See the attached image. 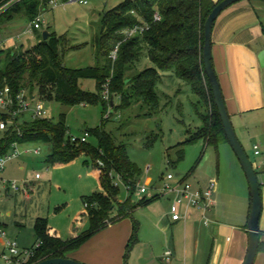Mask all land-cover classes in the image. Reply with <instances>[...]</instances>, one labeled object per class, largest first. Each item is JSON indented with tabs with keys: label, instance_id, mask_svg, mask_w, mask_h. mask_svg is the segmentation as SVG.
I'll return each instance as SVG.
<instances>
[{
	"label": "trees",
	"instance_id": "trees-1",
	"mask_svg": "<svg viewBox=\"0 0 264 264\" xmlns=\"http://www.w3.org/2000/svg\"><path fill=\"white\" fill-rule=\"evenodd\" d=\"M8 1L0 0V7ZM48 1L18 0L5 11H1L0 18L3 16L5 20H10L23 12L32 20ZM219 1L221 0H124L106 11L103 17L99 43L105 62L100 65L80 68L63 66L61 57L65 53L63 47L66 40L63 35L58 36L55 33H50L47 39L41 36V41L26 50L0 48V90L5 86L10 88L15 106L17 95L25 89L28 95L38 98L46 93L47 98H52L54 92L55 99L66 105L101 102L104 112L109 106H113L111 98L118 94V107L124 108L134 101H142L148 110L156 111L160 104V96L156 91L161 79L159 70L171 71L190 85L192 92L198 97L195 105H203L206 112H199L201 126L194 132L188 128L189 136L183 142V147L176 150V160L170 163L176 166L183 160L184 145L199 138L205 140L206 146L212 145L218 149L220 143L228 140L204 71L202 52L204 23ZM156 11L161 14L159 20L154 18ZM136 24L147 25V28L140 34L124 39V31ZM119 42L117 57L113 60L110 53ZM143 50H146L152 66L132 71ZM82 78L95 79L97 92H88L79 87L78 82ZM107 82L109 99L103 97ZM35 89H38L37 93L34 92ZM0 118L8 121L12 115L2 111ZM103 124L87 130L89 135L93 133L97 137L96 146L88 141H71L70 135H67L64 115L57 121L48 117L31 116L20 120L18 115L13 117V123H8L5 129L0 130V157L10 151L14 142H51L52 152L46 160L56 165L71 162L81 154L88 153L103 188L102 191L83 197L84 203H87L90 225L76 237L63 239L51 235L47 218L38 217L34 230L36 240H41L42 244L27 264H35L51 257H68L70 252L77 250L95 232L128 216L135 207L158 197L145 195L138 202H132L131 194L136 189L140 169L130 159L124 145L117 144ZM98 160L103 165H99ZM195 167H192L190 173ZM111 172L120 176L122 182L130 187L129 196L124 201L116 200L119 187L114 185ZM2 227L0 222V229ZM258 250H264V242L260 241Z\"/></svg>",
	"mask_w": 264,
	"mask_h": 264
},
{
	"label": "crops",
	"instance_id": "crops-1",
	"mask_svg": "<svg viewBox=\"0 0 264 264\" xmlns=\"http://www.w3.org/2000/svg\"><path fill=\"white\" fill-rule=\"evenodd\" d=\"M41 9L44 10L45 6ZM21 13L23 14V12ZM12 19L6 20V22L9 23ZM6 22L4 23L6 24ZM32 30L38 31V29ZM21 31L23 32V28L17 30L16 33L19 35ZM46 31L48 35L51 33ZM37 36L38 42L41 41V36L38 34ZM211 39L213 66L220 81L228 113L235 130L240 132L244 141H248L246 129L252 122H248L244 116L247 113L264 109V59H260L261 52H264V0H240L228 6L215 20ZM14 47L18 51L23 50L18 44ZM67 47H65V51ZM149 66H152V62L146 54L143 63L137 62L132 71H140ZM170 73L173 72L159 70L161 79L165 76H172ZM173 82L178 84L174 78ZM233 119H237L236 124ZM254 137L253 153L255 156L261 155V159L253 162V165L261 185L262 213L259 228L260 241L264 242V149H261L264 146V138L262 135ZM238 138L240 139L239 136ZM240 141L243 144V140L240 139ZM255 145L259 146L257 154ZM29 154L36 155L33 152H23L19 157H16L18 159L15 162L19 170H24L29 166V157H27ZM23 155L26 157L21 158ZM61 166H63L61 168L63 170L74 168V171L77 170L79 178L84 175L86 184L82 187H68L64 184L52 185L49 187L50 200L46 205L35 200L43 187H30L29 193L26 194L20 190H13L9 185V178L4 176L0 178L6 184L4 189L7 195L10 192L16 195L13 202H9L6 196L4 199L2 198L3 204L9 202V207L12 208L5 213H0L2 229L7 237L17 239L20 246L30 247L36 242L34 224L38 217L47 218L49 233L63 239L76 237L89 227V214L83 197L103 190L98 172L91 159L86 156L81 157V155ZM37 174H35L34 181L38 182L40 186L42 181L37 180L42 177L39 175L37 178ZM215 178L201 176L193 183L203 187L210 179ZM215 180L214 204L205 212L194 207L189 211L186 220L172 221L169 215L170 200L164 197V210L158 213L155 200L161 197H157L135 207L128 216L109 223L103 229L95 232L77 250L70 252L68 257L87 264H242L248 249L247 222L251 197L247 212L244 209L235 212L231 209L233 200L229 197L231 187H223L221 190V187H218V180ZM148 182L150 179H147L146 183ZM242 193L244 198V191ZM51 194L54 196L51 197ZM146 196L152 197V194ZM19 198L29 202L31 207L26 205V208H21L18 212ZM143 208L148 211L142 213L140 218L135 217L136 212H142ZM114 212L116 214L117 209ZM203 214L210 219L208 225L202 221ZM145 224L154 231L155 227L160 228V231L165 235L170 232L169 236H165L161 247L158 250L151 248L149 253L143 250L137 252V246L144 242L141 235L150 236L143 230ZM149 242L152 241L149 240ZM4 248L5 239L0 236V253ZM167 248L173 251L170 262H165L163 258ZM253 264H264V250H258Z\"/></svg>",
	"mask_w": 264,
	"mask_h": 264
},
{
	"label": "rangeland",
	"instance_id": "rangeland-1",
	"mask_svg": "<svg viewBox=\"0 0 264 264\" xmlns=\"http://www.w3.org/2000/svg\"><path fill=\"white\" fill-rule=\"evenodd\" d=\"M17 1L10 0L1 11H5L7 7ZM123 1L88 0L87 4L79 2H60L56 6L47 4L44 10L40 9V16L44 24L37 32H34V30L28 31L30 20L24 13H19L18 16L15 15L9 23L2 16L0 18V48L17 50L14 46L18 44L23 50L29 49L38 43L37 34L43 37V32L48 30L58 36L63 35L65 37L66 44L63 49L66 46L68 47L64 56L61 57L63 64L71 68L104 64L105 57L99 43L103 17L106 11L113 9ZM20 28H23V32L21 31L18 35L16 31ZM146 54V50H143L139 64L143 63ZM170 75L172 76H165L160 79L156 86V91L160 96V104L156 111L148 110V107L142 101H134L128 107H118L120 104L118 94L113 97V106H109L105 112L101 102L62 104L55 99L54 92H52V98H47L48 93L39 96V98L46 109L44 117L57 121L61 115L65 116L67 135L81 137L88 129L96 128L104 123L105 130L112 134L117 144L124 145L130 159L139 167L138 185L147 184V179H150L149 186H159L163 174L172 172L176 176L182 177L189 174L192 167L196 166L195 170L188 176L190 181L198 180L201 176L216 177L218 187H221V190L223 187H231L229 195L233 200L231 209L235 212L244 209L247 212L250 205V187L242 165L229 142L220 143L218 149H216L212 145L206 146L205 140L199 138L184 145L185 156L183 160L178 162L176 166L170 163V161L176 160V150L183 147V142L189 136L187 133L188 128L191 132H194L201 126L202 120L199 112H206L203 105H195L198 97L192 92L190 85L177 78L173 73H170ZM170 77L176 79L178 84L174 83L173 78ZM78 85L88 92H97V82L93 78H82L79 80ZM46 91L49 92V90ZM34 92L37 93L38 89H35ZM2 111L4 110L0 107V113ZM244 117L248 122H252L246 129L248 141H244L240 132L236 130L237 136L243 140V146L252 162H256L261 159V155H254L252 145L255 140L254 136L262 135V138H264V109L247 113ZM26 118H29L28 113L19 115L20 120ZM0 120L2 119L0 118ZM234 122L236 124L237 119ZM87 141L93 146L98 145L97 137L93 133L88 136ZM35 147L40 149V153L27 156L29 157V166L24 170H19L15 162L18 158L10 159L11 161L6 162L5 169L0 171V178L4 176L7 179L9 178L10 181L16 180L20 185H22L23 180H27L31 188L43 187L35 200L44 205L49 203V187H52V185L64 184L68 187H82L86 184V177L83 175L82 178H79L77 170L74 171V168L63 170L61 169L63 166H57L46 160L48 154L52 152L53 145L51 142H24L18 144L19 150ZM261 149H264V146ZM85 156L91 159L88 153L81 154V157ZM22 157L26 156L23 155ZM148 166L150 169L146 172ZM36 173L42 177L37 180L42 181L40 186L38 182L34 181ZM112 177L116 179V174H113ZM5 185L0 179V213L12 210L9 207V202H13L16 196L12 192L7 195L4 189ZM118 187L119 192L116 195V200L121 202L126 200L129 194L122 183L118 182ZM54 194H51V197ZM5 196L9 199L8 204H3L2 200ZM143 196L145 194H138L136 188L131 194V200L136 203ZM21 199L23 198H19L17 203L18 212L21 208L24 209L26 205L30 204ZM164 201V197L155 200L158 213L164 210ZM30 207L31 205H29ZM141 211L136 212L135 217L140 218L142 213H146L148 210L143 208ZM143 228L150 236L144 237L143 234L141 235L144 242L137 246V252L143 250L149 253L151 248L158 250L165 241V236L170 235V232L165 235L158 227H155L156 230L154 231L145 224ZM149 240L152 242L150 243Z\"/></svg>",
	"mask_w": 264,
	"mask_h": 264
},
{
	"label": "built area",
	"instance_id": "built-area-1",
	"mask_svg": "<svg viewBox=\"0 0 264 264\" xmlns=\"http://www.w3.org/2000/svg\"><path fill=\"white\" fill-rule=\"evenodd\" d=\"M0 7V12L4 6ZM65 2H79L83 4H87L88 0H49L48 4L56 6L58 3ZM154 18L159 20L161 19V14L156 11L154 13ZM43 20L41 19L40 13L35 16L34 19L30 21V28L28 31H32V29H39L42 27ZM147 28V25L136 24L133 27H130L124 31L125 38H131L137 34L142 33ZM120 42L115 46V48L111 51L110 57L115 60L118 53V47ZM109 82L105 83V89L103 91V97L105 99H109ZM34 96V97H33ZM17 104L15 106V102L10 93V88L5 86L0 90V107L9 112L12 115V118L8 119V121L0 120V130H3L7 127L8 123H13V117L18 116L20 114L29 113L32 118H42L45 114V107L42 100L35 95H28L26 90H21L17 95ZM107 116V114L105 115ZM89 136V132L85 131V133L81 136L70 135L71 141H81L86 142ZM17 142H14L11 146L10 151L0 157V171L4 168L6 162L10 159L18 157L23 152H33L39 153L40 149L38 147L35 148H27L24 150H19ZM255 153H259V146L255 145ZM99 165H103L101 160H98ZM150 167L146 168V171H149ZM113 175V172L110 173ZM39 177V174L36 175ZM113 178V177H112ZM161 184L159 186H149V184L138 185L136 182V188L138 190V194L148 195V192L152 195H156L158 197H167L169 202V215L172 221L186 220L189 215V211L191 208L197 207L202 209L204 212L212 207L214 204L213 200V192L216 187V180L210 179L208 183L203 186H196L192 181L188 179V176L177 177L172 172H168L163 174L161 179ZM118 182L122 183L125 186V189L129 192L130 187L127 184H124L120 178V176L116 175V179L113 178V183L115 186H118ZM9 185L13 190H20L24 193H29L30 184L27 180H23L22 185L18 184L15 181H9ZM87 208V203H84ZM202 221L205 225L210 223V219L203 214ZM0 236L5 239V248L0 253V264H27V261L31 259L35 255V251L42 244L41 240H36L34 245L30 247H21L19 242L15 238H10L6 236V233L3 229H0ZM173 255V251L169 248L165 249L163 258L165 262H170Z\"/></svg>",
	"mask_w": 264,
	"mask_h": 264
},
{
	"label": "water",
	"instance_id": "water-1",
	"mask_svg": "<svg viewBox=\"0 0 264 264\" xmlns=\"http://www.w3.org/2000/svg\"><path fill=\"white\" fill-rule=\"evenodd\" d=\"M240 0H221L216 6L212 9V11L207 16L204 23V44H203V52H202V61L203 67L206 76L210 82L214 101L220 115L224 132L226 134L227 140L231 145L233 151L238 157L242 168L246 174L247 181L250 187V197H251V207L248 216V232H249V240H248V249L246 257L242 264H253L258 253L259 244H260V217L262 213V195H261V185L258 180L256 169L253 165L252 160L247 154L243 144L237 136L236 130L233 126L232 120L228 113L225 99L223 96V92L221 89L220 81L218 79L217 73L213 66L212 60V27L219 16V14L226 9L228 6ZM43 38H48V32H43ZM260 59H264V52L262 51L260 54ZM65 66V64H62ZM113 104V97L111 98ZM35 264H87L82 261L75 260L70 257H51L47 259H43L38 261Z\"/></svg>",
	"mask_w": 264,
	"mask_h": 264
}]
</instances>
